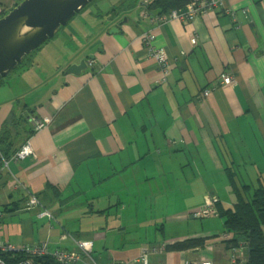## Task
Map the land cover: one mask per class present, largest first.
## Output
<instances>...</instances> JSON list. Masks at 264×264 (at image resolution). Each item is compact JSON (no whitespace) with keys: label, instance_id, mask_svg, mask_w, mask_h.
I'll use <instances>...</instances> for the list:
<instances>
[{"label":"crops","instance_id":"obj_1","mask_svg":"<svg viewBox=\"0 0 264 264\" xmlns=\"http://www.w3.org/2000/svg\"><path fill=\"white\" fill-rule=\"evenodd\" d=\"M20 1L0 0V18ZM149 4L96 0L76 23L81 50L77 43L66 50L74 38L63 35L64 44L36 49L0 81V150L8 161L0 165V241L17 248L45 242L54 252L93 239L99 264L134 258L144 247L157 248L151 264L232 263L221 234L209 228L182 224L161 244L140 247L118 243V235L129 231L127 215L157 232L163 219L181 223L212 195L230 207L232 170L241 185L264 182V0H223L188 23ZM113 27L119 32L109 33ZM150 33L170 54L166 75L145 40ZM92 53L89 71L66 74ZM223 73L236 83L221 86ZM45 117L50 123L35 130V119ZM29 138L35 153L13 159ZM32 195L40 204L29 206ZM91 213L89 233L74 218ZM111 215L117 224L106 227ZM32 219L42 222L37 234ZM198 237L206 239L201 249L166 250Z\"/></svg>","mask_w":264,"mask_h":264},{"label":"built area","instance_id":"obj_2","mask_svg":"<svg viewBox=\"0 0 264 264\" xmlns=\"http://www.w3.org/2000/svg\"><path fill=\"white\" fill-rule=\"evenodd\" d=\"M144 4H149L148 0H144ZM223 4V0H193L186 6V10H175L169 16L172 18H177L182 20L185 23L194 21L195 18L201 14L205 13L208 10L218 7ZM145 15H147L145 13ZM165 16L158 18V20L163 21ZM155 35L153 33L146 34L145 40L148 41L150 44V52L151 55L156 59L157 63L159 64L162 73L166 75L170 69V54L168 51L159 48L154 43ZM191 41L193 44H197L198 38L195 35H192ZM94 60L90 61V66H93ZM221 86H232L236 83V77L232 73H223L221 75ZM212 93L211 89L204 90V96L208 97ZM50 123V118L45 117L42 119H35L34 122V129L40 130L44 128L46 125ZM34 148L30 141V138L25 141V143L18 149L13 155L12 158L15 160H20L25 158L26 156L33 155ZM0 156L4 159L5 164L8 165V161L2 155L0 151ZM218 198L213 195L207 203L199 207L192 212L184 215V217H188L193 215L195 218H206L211 216H218L219 212L217 209ZM40 204L38 198L34 195L31 196L29 201V206H35ZM3 215L2 209H0V218ZM47 215L51 218L53 217L47 210H43L41 212V216ZM233 236L232 233L221 234L218 237L222 240L229 239ZM78 249H65V248H58L54 252H50L47 248V244L45 242L37 243L34 245H26L21 248H17L14 245L8 242L0 241V264H35V260L37 258H49L55 264H99L97 261L94 260L92 257V253L95 246V241L93 239H86V240H76ZM157 248L152 249L149 251L147 248L140 251L139 255L127 259V260H115L112 262H108L107 264H151L150 256L154 253ZM249 248L246 245H242L237 249H234L231 254V264H252L250 260V253ZM14 253H18V256ZM20 255V256H19ZM184 264H214L210 259H199V260H190L186 261Z\"/></svg>","mask_w":264,"mask_h":264},{"label":"water","instance_id":"obj_3","mask_svg":"<svg viewBox=\"0 0 264 264\" xmlns=\"http://www.w3.org/2000/svg\"><path fill=\"white\" fill-rule=\"evenodd\" d=\"M94 0H21L0 18V80L81 13ZM126 20V18H125ZM119 32L113 27L109 33ZM80 52V51H79ZM95 54L66 69L75 76L89 71ZM194 216L192 215L191 218Z\"/></svg>","mask_w":264,"mask_h":264},{"label":"trees","instance_id":"obj_4","mask_svg":"<svg viewBox=\"0 0 264 264\" xmlns=\"http://www.w3.org/2000/svg\"><path fill=\"white\" fill-rule=\"evenodd\" d=\"M192 1L193 0H153L152 4L147 6L151 9H158L160 14H171L175 10L185 11L186 6ZM6 13L7 12L4 11L3 15ZM24 61L14 70L23 65ZM11 73L12 72H10V74ZM1 160L2 157L0 156V165L2 164ZM229 174V186L236 196V199L230 207L225 206L222 201L218 200L217 209L219 212L218 216H222L224 219V232L232 233L233 236L223 241L227 249L231 250V254L234 249L242 245L248 246L251 263L264 264V182L259 179L260 181L257 186L251 184L241 185L236 180V173L234 170ZM7 206L8 205H3L4 210L7 209ZM205 241L206 239L204 237L190 238L184 241L174 242L169 246L166 245V250L182 251L201 249L204 247ZM34 262L35 264H55L52 259L49 258H37Z\"/></svg>","mask_w":264,"mask_h":264},{"label":"rangeland","instance_id":"obj_5","mask_svg":"<svg viewBox=\"0 0 264 264\" xmlns=\"http://www.w3.org/2000/svg\"><path fill=\"white\" fill-rule=\"evenodd\" d=\"M95 1L96 0L92 1L89 5L93 4V2H95ZM79 15H80V13L77 14L72 20H70V22L66 26L62 27L56 33V35L54 37H51L46 42H44L38 49H40L42 46H45L47 48H51L53 43H56V42H60L61 44H64L66 42V41H64L66 38L63 37V35L66 36L69 34L70 35L72 34V37L74 39L72 41H70L69 46H71V47H67L66 50H70V49H72V47L74 48V44H76L78 41V38H75V37L78 35V30H79V27L76 25V23L79 20ZM72 27H74V29ZM74 31H75L76 35L74 34ZM76 48L81 50L82 49V43L79 44V42H78L76 45ZM33 54L34 53L30 54V57ZM27 59L28 58L25 59L24 63L27 61ZM245 180L247 181L246 178H245ZM212 197H213V195L210 196V198H212ZM218 200H219V198H218ZM216 206H217V204H216ZM130 216L131 215H127L125 218V220H126L125 223H128L127 225H128L129 231L123 237H122V235H118L119 236L118 243L120 242V239L122 238L124 243L129 244L132 247H137V246L140 247V246H143L145 244L147 246H151L152 244H159V243L161 244V241H158V240H162L164 237H166L167 235H170L171 233L179 232L181 230L180 225H182V224H185L184 225L185 231L189 230L190 228H194L198 231H202L205 228H209V230H211V231H217V232H219V234H225L224 226H223L224 219L222 216H211V217H206V218H195V219L189 218L187 220H183L181 223L176 222V221H169L171 218H168L166 220L163 219L162 222L159 223L160 226L157 227V229H159L157 232L152 231L147 226L139 225V224L136 225V222H135V225H133V223H131L129 221ZM108 218H110V219H109V221L106 222V227H112L114 224L115 225L117 224V222L113 221L112 215L109 216ZM132 218H134L136 220H140L142 217L136 216V217H132ZM146 218H148V217H146ZM96 219H97V217H96ZM93 220H94L93 214L92 215L83 214V215H80L79 217L74 218V222L77 223L78 225H80L83 228V230H89V233L93 230V226H92ZM110 221H113V222H111V224H110ZM186 221H188V222H186ZM176 223H179V224H176ZM38 224L40 226H42L41 221H39V220L34 221L33 220L32 230H33L34 234H37V232L39 231V225ZM55 225H56V230H55V232H56V231H58V225L57 224H55ZM70 229H71V227H70ZM30 230H31V227H30ZM74 231H75V229H72V232L75 234ZM81 238H84V237H81ZM109 244H112V243H109ZM53 248L56 249V247H53ZM127 248H129V247H127ZM145 248H147L149 251H151L154 247H144L142 249H145ZM103 250H105L104 249V243H102L98 240L94 256L99 258V256L103 254V252H102ZM215 250L217 252V248ZM14 254L18 256V253H14Z\"/></svg>","mask_w":264,"mask_h":264},{"label":"clouds","instance_id":"obj_6","mask_svg":"<svg viewBox=\"0 0 264 264\" xmlns=\"http://www.w3.org/2000/svg\"><path fill=\"white\" fill-rule=\"evenodd\" d=\"M190 216H192V215H190ZM195 218V217H194Z\"/></svg>","mask_w":264,"mask_h":264}]
</instances>
